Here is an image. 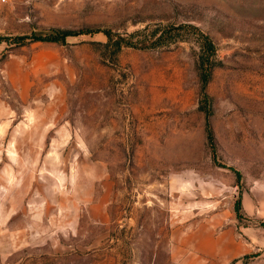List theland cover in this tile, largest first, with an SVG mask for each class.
Here are the masks:
<instances>
[{"label":"rangeland","instance_id":"1","mask_svg":"<svg viewBox=\"0 0 264 264\" xmlns=\"http://www.w3.org/2000/svg\"><path fill=\"white\" fill-rule=\"evenodd\" d=\"M0 37V264H264V0H4Z\"/></svg>","mask_w":264,"mask_h":264},{"label":"trees","instance_id":"2","mask_svg":"<svg viewBox=\"0 0 264 264\" xmlns=\"http://www.w3.org/2000/svg\"><path fill=\"white\" fill-rule=\"evenodd\" d=\"M80 33V32H79ZM69 34H71V33H69L68 31H57L56 33H55V37H53V38H57L58 36H60V37H62V38H64V37H66L67 35H69ZM57 36V37H56ZM59 37V38H60ZM2 37H0V39H1ZM24 38H27L26 36H15V37H12V39L13 40H21V39H24ZM3 39V38H2ZM30 39H32V40H51V37L50 36H39V37H36V36H33L32 38H30ZM53 40H56V39H53ZM240 207H241V203H240V200H239V202H238V208L240 209Z\"/></svg>","mask_w":264,"mask_h":264},{"label":"built area","instance_id":"3","mask_svg":"<svg viewBox=\"0 0 264 264\" xmlns=\"http://www.w3.org/2000/svg\"><path fill=\"white\" fill-rule=\"evenodd\" d=\"M0 1H4V0H0Z\"/></svg>","mask_w":264,"mask_h":264}]
</instances>
